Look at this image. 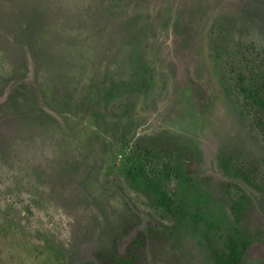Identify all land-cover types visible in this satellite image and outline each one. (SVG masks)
<instances>
[{"label": "rangeland", "instance_id": "1", "mask_svg": "<svg viewBox=\"0 0 264 264\" xmlns=\"http://www.w3.org/2000/svg\"><path fill=\"white\" fill-rule=\"evenodd\" d=\"M258 68L264 0H0V264H264Z\"/></svg>", "mask_w": 264, "mask_h": 264}, {"label": "trees", "instance_id": "2", "mask_svg": "<svg viewBox=\"0 0 264 264\" xmlns=\"http://www.w3.org/2000/svg\"><path fill=\"white\" fill-rule=\"evenodd\" d=\"M237 86L254 104L264 108V68H258L256 72L254 69L245 77L242 75L239 76ZM125 170L126 177L132 187L141 191L156 207L162 205L166 212L175 219L178 218L181 220L185 216L184 207L180 203L179 205H174L173 200L161 189V180L159 178L149 177L142 172L138 164L131 161L125 164ZM138 234L141 237L143 235L142 232ZM139 241L140 237H137L134 244L129 246L122 255H115L111 252L107 255L104 264H135L133 248ZM247 243L240 239L238 242H236V239L230 241L229 238L226 245L223 243L222 247L212 249L213 264H243L242 258L247 248Z\"/></svg>", "mask_w": 264, "mask_h": 264}]
</instances>
